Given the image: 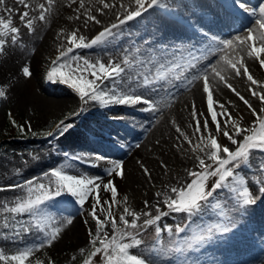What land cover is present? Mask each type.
I'll list each match as a JSON object with an SVG mask.
<instances>
[{
  "label": "snow or ice",
  "instance_id": "1",
  "mask_svg": "<svg viewBox=\"0 0 264 264\" xmlns=\"http://www.w3.org/2000/svg\"><path fill=\"white\" fill-rule=\"evenodd\" d=\"M97 2L102 5L95 9L100 15L106 14L105 9L115 6L106 0H97ZM17 3L22 5L25 10L18 12L16 9L6 7V0H0V11L7 12L9 17L5 19L0 16V55L5 54L9 44L23 47L20 39L21 30L14 26L11 19L13 13L18 12L20 23L29 32H35L34 20L46 21L53 0H47V5L41 3L39 15L35 18L30 17L29 9L32 5L28 0H17ZM157 7L163 10L165 15L172 17L177 15L174 8L166 3V0H129L127 6L124 3L119 5L122 12L114 13L115 20L103 27L92 39L80 34L79 29L73 30L67 35L63 32L59 33L57 39L64 36L67 45L61 43L59 46L62 50H59L58 55L51 60V66L46 72V80L49 83L66 85L78 96L83 105L91 104L94 107L104 108L135 107L137 111L153 114L161 112L163 107L167 106L164 103L165 97H170L174 102L177 99V94L190 90L195 82L200 81L207 114L204 111L198 113L193 101L191 115L195 121V127L193 128L192 124L188 125L189 128H193L192 136L198 142L193 144L189 135L179 126H175V130L179 134L178 138L182 137L183 141L189 144L191 150L198 153L195 155L196 170H187L189 179L181 186H171L167 192L156 193L158 202L155 216H152L150 212L139 213L125 207L119 217V222L123 225L120 227L111 209L112 205L116 203L118 195L114 178L124 179L123 160H113L99 155L91 157L87 153H63L64 164L50 168L40 176L29 178L20 183L7 187L0 185V193L17 189L22 193L14 198V203L11 206L6 201H0L2 204L0 211L11 214L10 222L6 221L4 224V228L9 229L10 232L8 238L15 241L22 240L25 234H30L33 231L38 234L37 242L22 246L14 254L6 255L0 251V264H44L43 260L39 258L33 260L31 257L36 251L51 247L60 238L62 232V227L58 224V214L60 213L52 210L50 205L59 197L68 195L75 198L80 213H83L87 204L88 215L95 221V232L88 229V244L92 250L87 264H91V258L97 256L100 257L101 264H158V262L159 264H177L176 260L160 261L159 257L155 255L145 258L143 255L133 254L131 249L142 244V240L137 238L136 234L140 229L155 226L154 231L157 235L165 232L168 236L187 235L192 230L195 218L205 210L211 211L213 207H216L214 198L220 191L227 190L230 193L235 192L239 197L238 199L234 198L233 201L235 212L239 213V217L228 215L225 220L222 216L215 228L202 230L195 237L194 243L189 241L186 248H180L181 256L177 258L179 264H218L215 261H201L199 256L214 241L228 236L238 228L240 214L248 207L255 205L257 197L264 198V183H259L255 192H252L249 187L243 186L244 178L240 177L237 171L241 169L242 165L248 164L254 151L264 152V82L254 78L247 64L243 62L245 58H250L256 61L261 69H264V57H262L264 54V4H261L257 10H250L243 0H224L226 9L239 8L254 18L253 25L246 30L245 34H237L231 38L210 35L202 27H198L190 21L189 26L192 30L202 33L206 42L201 49L202 54L197 55L187 64L178 63L169 55V52L182 54L176 45L171 47L160 45L163 59L154 72L152 67L155 57L134 61L125 56L121 63L109 61L106 64L99 58L91 61L74 51L109 46L113 40L119 39L122 35L124 25ZM80 8L84 9L83 0H81ZM80 18L79 14L75 16L77 20ZM69 19H73V17H69ZM83 23L87 26L89 23L100 25L102 22L92 14V9L88 8L84 11ZM136 51L139 52V49ZM193 51H196L195 46L189 50L188 54L191 55ZM213 55L216 56V59L212 63L198 67L199 61L208 60ZM137 63L139 71L133 74L130 69ZM189 70L194 71L190 76L185 75L184 73ZM21 71L25 79H31L34 75L31 66L27 63ZM241 76L249 83L248 91L251 97L259 101V108L253 107L250 98H245L228 82L233 77ZM220 84L230 89L249 109L254 119L248 125L243 123V116L233 117L225 104H221L218 100L215 103L219 105V115L222 120H217L218 112L214 109V94L216 86ZM137 89H145V91L140 93L137 92ZM0 98L7 99L6 92L2 87H0ZM227 103L232 104L231 101ZM85 111V108H81L74 115L79 116ZM9 118L21 133L25 131L24 126L17 124L11 113H9ZM113 118L120 119L122 117ZM201 119L203 120V131L201 130ZM210 121L214 128H209ZM172 123L175 125L174 120ZM75 126L74 120L62 119L56 124V131H49L46 135L58 139L68 134ZM27 127L31 132L30 123ZM221 134L227 139L228 144L222 145L218 142L217 136ZM33 135L36 133L33 132ZM176 147L179 150L181 145L177 144ZM100 160H106L109 163V166L105 168L107 179L68 170L73 167L68 161H81L90 167H96V161ZM162 167L166 169L167 165L163 164ZM140 168L150 180L151 172L148 167L141 162ZM210 176L217 178L211 187L207 184ZM235 185L241 187L237 188ZM101 190L110 193V198L102 201ZM160 197L163 199L160 200ZM123 199L126 202L128 197L124 196ZM161 203L166 206V211L161 210ZM144 206L148 207V201H144ZM181 213L184 214L185 222L183 226L177 224L175 232L171 225L160 223L163 217ZM101 215H104L103 219ZM141 215L149 217L143 224L138 223ZM127 217H132V219L129 221ZM72 223L73 217L68 216L66 224L71 225ZM108 224L111 225V236L106 229ZM80 251H84V249L81 248ZM72 259H75V256ZM48 264H54V261L49 258Z\"/></svg>",
  "mask_w": 264,
  "mask_h": 264
},
{
  "label": "rangeland",
  "instance_id": "2",
  "mask_svg": "<svg viewBox=\"0 0 264 264\" xmlns=\"http://www.w3.org/2000/svg\"><path fill=\"white\" fill-rule=\"evenodd\" d=\"M77 1L78 0H75V2H73V0H53L51 10L47 13L46 21L40 22L38 19H35V32H29L24 25L20 23L18 15V12L25 10L24 7L18 4L17 0H6V7L18 10V12L13 13L11 19L13 20L14 26L19 27L21 30L20 39L23 43V47L9 44L5 54L0 55V87L5 90L7 95V99L0 98V185L7 187L8 185L40 176L48 169L64 164L65 157L63 153L78 154L81 152L82 149L78 147V149H72L73 152H71V149L67 150V152H65V150L63 151V149L60 151V146L57 144L67 135H71L73 131L78 133L80 142L84 144L88 141L95 142V140L99 138L103 139V143L107 145L112 146L117 144L115 137L106 139L101 133L97 132L99 130L108 135L111 132V130L105 129V126L101 128V126L104 125L101 121H90V123H85L84 116L87 115V112H90L92 108L91 104L83 105L78 96L66 85L53 84L46 80V72L51 66V60L58 55L59 50H62L59 46L61 43L67 45L65 38L62 39L57 50L52 51L50 56L45 58L43 64L40 65L36 63V60L33 62L34 58L29 57L30 54L33 55L34 52L37 51V44L47 38L51 28L53 29L55 25L61 26V22L63 23L62 20L71 14ZM201 1L202 0H185V3H181V0H166V3L174 8L178 16L185 15L190 18L193 17V20L197 22V26L198 23L201 22H203L204 25L210 23L214 26V32H211L210 35H217L219 37L224 36L223 38H227L229 32L227 29H224L221 34H218L222 28L215 23L217 18L213 19L216 16L212 15V9L208 3L204 2L206 10L202 16H197L196 11L191 9L192 5L200 3ZM28 2L32 5L31 9H29L30 17L34 18L39 15V5L41 3L47 5V0H28ZM231 10H233V8ZM163 13L164 11L160 8H153L149 12H146V17H139L137 22L133 20L132 22L135 23H133L132 26H128L129 22L124 25L122 35L119 39L113 40L109 46L104 48L94 47L93 51L86 50L79 54L91 61H95L99 58L106 64L109 61L121 63L125 56H127L129 60L134 61L147 60L151 57H155L152 67L153 72L163 59L160 45L168 47L176 45L181 50L182 54L169 52V55L178 63L187 64L190 60H193L194 57L202 54L201 49L206 42V38L202 36V39L192 38L191 41L187 38H179L180 33L177 31L176 26L171 28L170 25L167 24L168 21L164 18ZM0 16H3L5 19L9 18L8 13L3 11H0ZM107 25V23H104L90 31L87 29L89 32L85 30L86 26L84 25L80 26L78 29L80 30V34L92 39ZM76 29L77 28L72 29L71 31ZM198 33L199 32L196 33L194 31V34ZM193 46H195L196 51H193L191 55H189V50L192 49ZM136 49H139V52H137ZM153 49H155V51H153ZM27 57L29 60L32 59L31 62L26 60ZM24 61L31 66L34 73L31 79H25L23 77L21 69L26 64ZM137 71H139L138 63L135 67L130 69V72L133 74ZM184 74L190 75L191 71L189 70ZM89 78L91 79L92 77ZM26 87L30 88L23 97V91H26ZM52 89L53 92L59 91L62 92V94L68 92L67 97L71 99L70 101L72 103L69 106L58 107L57 103L54 102L55 99H50L52 96H50L49 93L52 92ZM52 102L54 103L52 104ZM167 102L168 104L170 103L168 97H165L164 103ZM241 104L242 106L238 111L231 110L229 113H231L233 117L243 116V123L248 125L254 118L243 102H241ZM253 107L255 106L253 105ZM81 108H85L86 111L79 116L74 115L76 112L80 111ZM9 113H11L12 118L16 120L17 124L24 126L25 131L23 133L27 135L26 138H9L7 135L8 133L19 131L15 125L11 124ZM62 119L74 120L76 125L75 128L66 134V136L58 139L48 137L46 134L49 131L55 132L56 124ZM217 120L221 121L222 118L217 116ZM28 123L32 126L31 132L28 131ZM212 127L214 128V125H212ZM33 132L36 133V135H33ZM221 137L222 134L217 136L218 142L222 145L228 144L227 140L222 142L223 137ZM96 155L90 156L95 157ZM68 163L70 164L73 162L68 161ZM107 163L108 161L106 160L96 161L98 167H100V165L105 166ZM86 165L89 166L88 164ZM68 170L77 173L85 171L76 170L73 167ZM189 170H196V165ZM237 171L239 176L244 178L243 186H247L250 191L255 192L259 183H264V152L254 151L251 154L248 164L242 165L241 169ZM188 179L189 177L186 173L177 186H181V184L187 182ZM216 180V177L210 176L207 181L209 187H211ZM235 186L237 188L241 187L240 185ZM117 189V200L116 203L112 205L111 210L116 218L118 226H120L119 217L123 213L121 212L122 207L120 205L123 204V197L126 195V192H123L120 187H117ZM20 194L22 193L19 189L2 192L0 193V201H6L11 206L14 203V198ZM109 198L110 193H106L101 199L103 201ZM143 198L144 197H137L136 199L139 201ZM234 198H239L235 192L230 193L227 190L220 191L214 198L216 207H213L211 211L205 210L200 216L196 217L195 223L192 225V230H190L187 235L168 236L166 232L157 235L154 231L155 226H149L146 230L140 229L136 235L137 238L142 240V244L139 247H133L131 249L132 253L143 255L145 258L155 255L159 257L160 261L176 260L177 264H179V260L177 259L181 256L179 249L186 248L189 241L194 243L195 237L198 236L202 230L215 228L222 216L225 220L228 215L239 217V213L235 212L234 209ZM156 206L154 207L152 204H148V207H145L144 204H140L134 207V211L139 213L150 212L152 216H155L157 214ZM0 207H2V204H0ZM50 208L60 213L58 214V224L62 227L60 238L54 242L51 247H45L36 251L31 259L35 260L39 258L44 261V264H48L49 258L54 261V264H87L92 250L91 246L88 244V229H92L93 232H95V221L88 215V205L86 204L83 213H80L75 198L68 195L61 196L57 201L52 202ZM160 208L162 211L167 210L166 206L162 203L160 204ZM10 216L11 214L0 211V251H3L6 255L14 254L22 246L37 242L38 236V234L33 231L30 234H25L22 240L14 241L8 238L10 232L9 229L4 228V224L6 221L10 222ZM68 216L73 217V223L71 225L66 224V218ZM101 218L103 219L104 215H101ZM148 218L147 216L141 215L138 223L140 224ZM127 219L130 221L132 217H127ZM84 221H87V223H84ZM184 222L185 217L184 214L181 213L163 217L160 223L162 225L165 223L171 225L175 232L176 225L180 224L183 226ZM106 229L109 236H111V225L108 224ZM261 242H264V198L257 197L255 205L248 207L246 211L240 214L238 228L234 232L229 233L228 236L214 241L203 254L199 256V259L201 261L212 262L216 260V258L223 256V254H234V252L245 253L251 250L255 244L258 245V243ZM81 248H83L84 251H80ZM74 256L75 259H72ZM91 264H101L100 257L91 258Z\"/></svg>",
  "mask_w": 264,
  "mask_h": 264
},
{
  "label": "bare ground",
  "instance_id": "3",
  "mask_svg": "<svg viewBox=\"0 0 264 264\" xmlns=\"http://www.w3.org/2000/svg\"><path fill=\"white\" fill-rule=\"evenodd\" d=\"M106 2L112 3L115 6L110 9H105L104 11L106 14L100 15L95 11L96 8L102 7V5L97 2V0H83L84 9L80 8L81 0H78L75 7H73L71 14L62 20L63 23L61 22V26L59 27L58 25H55L53 29L51 28L47 38L43 39L42 41L40 40L41 43L37 44V51L34 52L33 55L30 54L29 57L34 58L33 62L36 60V63L40 65L43 64L45 58L50 56L52 51L57 50L58 45H60L62 42L64 36H61L58 40L57 35L59 33L63 32L65 35H67L72 29H78L83 25L85 26L83 23L85 9L91 8L92 14L96 15L97 18L102 22L100 25L89 23L85 30L90 31L91 29L101 26L104 23L109 24L110 22L114 21V13L117 11L122 12V10L119 8V5L121 3H124L126 6L129 4V0H106ZM204 2H208L210 8L212 9V15L216 16L213 19L217 18L215 23L217 26L222 28L218 34H221L224 29L229 31L227 38H231L237 34H245L246 30L254 23V18L249 15L248 12H245L239 8H233V10H231V8L229 10L224 7V2L217 5L213 2H210L209 0H202L200 3L192 5L191 9L196 11L197 16H202V14H204L206 9L204 7ZM181 3H185V0H181ZM243 3L248 9L257 10L261 4H264V0H243ZM77 14H79L81 17L79 20L75 19ZM147 14L144 13L141 18L146 17ZM69 17H73V19H69ZM192 19L194 18L192 17ZM137 20L138 18L135 19V22H137ZM184 20H186L187 23V26L184 27L176 26L171 21L167 22V24L170 25L171 28L176 26L177 31L180 33L179 38H187L190 41L192 38L202 39V33L199 34V32V35L194 34V31L189 26L190 21L195 25H197V22H193L185 15ZM135 22L130 21L128 26H132V24ZM198 27H202L204 31L208 32L209 34L214 32V26H212L210 23L208 25H204V23L201 22L198 23ZM221 37L223 38L224 36ZM86 50L93 51V48L74 51L81 53ZM262 57H264V54H262ZM215 59L216 56L213 55L210 56L208 60H201L198 62V67H203L204 64H210ZM26 60L31 62L32 59L29 60L27 57ZM243 62L247 64L254 78H256L258 81L264 82V71L259 67L256 61L250 58H245ZM190 71L192 74V71L194 70ZM228 82L231 83L233 87L242 95H244L245 98H250L251 103L255 107L259 108V101L250 96V92L248 91L249 83L243 76L239 78L233 77L229 79ZM26 88V91H23V97L30 87ZM144 90L145 89H137V92L140 91V93H142ZM67 93L62 94V92L59 91L53 92L52 89V92L49 94L52 96L50 99H55L54 102L57 103L58 107H65L72 103L70 101L71 99L67 97ZM168 99L170 103H165L167 106L163 107L161 112L155 114L137 111L135 107L123 106L114 107V109L109 110H103V107H99L97 110H94V119L96 121L99 120L102 124H104L101 126V128L105 126V129L111 130L109 135L102 133V131L100 132L99 130L97 132L101 133L106 139H112L115 137L117 141L116 145H107L103 143V139L100 138L95 140V142L88 141L84 144L83 142H80L79 135L78 133H75V131H73L71 135H65L66 137L57 143L60 146V151L63 149V151L65 150V152H67V150L71 149V152H73L72 149L80 148L82 150L78 154H98L113 160H123L124 179H120L119 177L114 178L116 187H120L123 192H126L125 196L128 197V200L126 202L123 200V204L120 205L122 207L121 212H123L125 207H129L130 210L134 211V207L144 204V201H148V204H152L155 207L158 202L156 193H164L168 191L169 187L177 186L179 184L178 181L181 182L183 176L187 173V170L196 165L195 155L198 153H194L191 150L189 144L183 141L182 137L178 138L179 134L176 132L175 126H179L183 131H185L189 135L193 144L198 142L196 138L192 136L193 128L195 127V121L191 115V106L194 101L198 113L200 111H204L205 114H207L205 99L201 91V82L197 81L190 90H185L182 92V94H177V99H175L174 102L171 101L170 97H168ZM217 100L221 104H225L229 112L231 110L238 111L242 106L239 98L236 97L230 89L224 87L223 84L216 86L214 94V109L219 113V105L215 103ZM228 101H231L232 104H228ZM54 102H52V104ZM233 105L235 106L233 107ZM218 116L219 118H222L219 114ZM113 117L122 118L114 119ZM173 120L175 121V125L172 123ZM211 123L212 122L210 121L209 128H213V124ZM189 124H192L193 128H189ZM201 130L203 131L202 119ZM222 137V142L227 140L223 135ZM177 144L181 145L179 150H177ZM136 145H139V147H136ZM72 162L73 163L70 164H72L73 168L76 170H85L83 171L84 173H87L93 177H105L107 179L105 168L109 166V163H107L105 166L100 165V167H90L81 161ZM141 162L145 164L150 170V180L142 172L140 168ZM163 164L167 165L166 169L162 167ZM106 193L107 192L101 190V198H103ZM137 197L144 198L137 201ZM162 198L163 197H160L159 199ZM213 261L218 262V264H264V242L258 243V245L255 244V246H253L248 252L223 254V256L216 258V260Z\"/></svg>",
  "mask_w": 264,
  "mask_h": 264
},
{
  "label": "trees",
  "instance_id": "4",
  "mask_svg": "<svg viewBox=\"0 0 264 264\" xmlns=\"http://www.w3.org/2000/svg\"><path fill=\"white\" fill-rule=\"evenodd\" d=\"M11 124H12V122H11ZM7 135L9 136V138L26 136L25 133H21V132H19V131H16V132H14V133H8Z\"/></svg>",
  "mask_w": 264,
  "mask_h": 264
}]
</instances>
